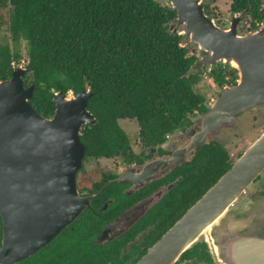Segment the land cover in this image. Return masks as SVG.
Instances as JSON below:
<instances>
[{
  "label": "water",
  "instance_id": "1",
  "mask_svg": "<svg viewBox=\"0 0 264 264\" xmlns=\"http://www.w3.org/2000/svg\"><path fill=\"white\" fill-rule=\"evenodd\" d=\"M165 3L177 12L189 43L202 51L198 65L225 63L238 71V81L222 91L200 120V129L188 132L191 143L174 152L170 164L174 167L184 161L190 146L203 143L231 125L241 111L264 102V24L243 34L241 15H234L223 27L207 14L203 0ZM28 72V67L18 62L11 76L0 80V214L4 232L0 261L4 264L16 263L49 241L74 220L90 198L80 194L76 176L87 151L82 129L97 121L89 109L95 93L90 88L54 91L55 113L45 116L30 103L36 85L27 84ZM263 171L264 132L246 145L232 166L135 264H175L188 248L209 241L210 232L221 226L232 202ZM138 209L134 207L121 218ZM250 240L254 249L236 251L237 264H264V239Z\"/></svg>",
  "mask_w": 264,
  "mask_h": 264
},
{
  "label": "trees",
  "instance_id": "2",
  "mask_svg": "<svg viewBox=\"0 0 264 264\" xmlns=\"http://www.w3.org/2000/svg\"><path fill=\"white\" fill-rule=\"evenodd\" d=\"M204 6L217 17L209 2ZM230 10L250 20L251 30L264 23V0H232ZM177 24L164 0H0V27L9 26L12 42L0 43V80L22 59L25 40L26 82L36 85L31 105L52 116L54 91L90 88L97 121L82 129L85 156L127 158L132 142L121 119H135L143 140L156 144L203 108L196 86L204 66ZM209 75L222 88L236 82L238 71L219 63ZM219 152L228 155L225 147ZM229 166L226 156L223 171ZM102 172L80 171V183L92 184Z\"/></svg>",
  "mask_w": 264,
  "mask_h": 264
},
{
  "label": "flooded vegetation",
  "instance_id": "3",
  "mask_svg": "<svg viewBox=\"0 0 264 264\" xmlns=\"http://www.w3.org/2000/svg\"><path fill=\"white\" fill-rule=\"evenodd\" d=\"M231 84L220 87L213 97L202 93L204 109H196L189 123L162 142L148 144L139 135L127 158L85 156L76 179L80 194L90 197L89 203L49 241L13 264H135L232 166L248 142L264 132V102L255 103L237 114L231 125L190 146L184 161L170 166L174 152L191 143L188 132L200 129V120ZM224 147L228 155L219 152ZM226 156L230 166L223 171ZM89 158L110 161L93 165ZM100 169L103 172L96 182L80 183V171ZM137 206L138 210L121 218ZM222 219L221 226L210 232L209 241L188 248L175 264H237L236 251L254 249L255 244L247 239H264V171ZM234 221L240 222L231 226ZM3 238L0 214V248Z\"/></svg>",
  "mask_w": 264,
  "mask_h": 264
},
{
  "label": "rangeland",
  "instance_id": "4",
  "mask_svg": "<svg viewBox=\"0 0 264 264\" xmlns=\"http://www.w3.org/2000/svg\"><path fill=\"white\" fill-rule=\"evenodd\" d=\"M203 2L204 3H206V2L210 3V9L213 10L215 15L217 16L214 18L216 21L218 20V18L220 19V21L222 23L221 24L219 23V24L221 26L225 27L226 25H228L230 23L231 19L234 16V14H232V12L230 10L232 0H203ZM237 14L241 15V17H242L241 23L239 24V29L243 34H247L253 30H256V29L251 30L252 29L251 22H250V20H247L243 14H239V13H237ZM177 28L182 29V26L177 24ZM181 32H183V31H181ZM9 42H10V44L12 43L9 26L4 25V26L0 27V43L5 44V43H9ZM193 46L195 47L196 54L199 57L201 55H203L202 51L196 45H193ZM26 50H27L26 49V41L23 40L21 43L22 59L19 62H21L25 66L28 63V57H27V51ZM16 63H18V62H14L13 64H16ZM203 66H204V69L202 70V80L197 84L196 90L198 92L205 94L207 97H211V96L213 97L215 95V93L219 91L220 86L215 82L214 78L209 75L211 66L202 64V67ZM120 124L125 129V131L128 133L132 144H134V141L136 139H138V137H139L140 127H139L138 122L135 119H121ZM86 160H84V161H86ZM90 161H93L92 162L93 165H96L97 162H99V161H102L101 163H103V162H107L110 160L106 159V158H101L99 160L92 158V159H90Z\"/></svg>",
  "mask_w": 264,
  "mask_h": 264
},
{
  "label": "built area",
  "instance_id": "5",
  "mask_svg": "<svg viewBox=\"0 0 264 264\" xmlns=\"http://www.w3.org/2000/svg\"><path fill=\"white\" fill-rule=\"evenodd\" d=\"M262 25V24H261Z\"/></svg>",
  "mask_w": 264,
  "mask_h": 264
},
{
  "label": "clouds",
  "instance_id": "6",
  "mask_svg": "<svg viewBox=\"0 0 264 264\" xmlns=\"http://www.w3.org/2000/svg\"><path fill=\"white\" fill-rule=\"evenodd\" d=\"M263 25V24H262Z\"/></svg>",
  "mask_w": 264,
  "mask_h": 264
}]
</instances>
